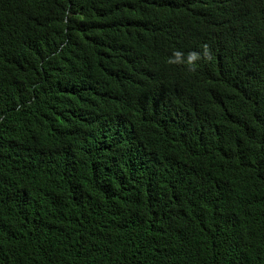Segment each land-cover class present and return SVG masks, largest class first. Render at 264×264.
<instances>
[{
  "label": "trees",
  "instance_id": "16d2710c",
  "mask_svg": "<svg viewBox=\"0 0 264 264\" xmlns=\"http://www.w3.org/2000/svg\"><path fill=\"white\" fill-rule=\"evenodd\" d=\"M0 264H264V0H0Z\"/></svg>",
  "mask_w": 264,
  "mask_h": 264
}]
</instances>
